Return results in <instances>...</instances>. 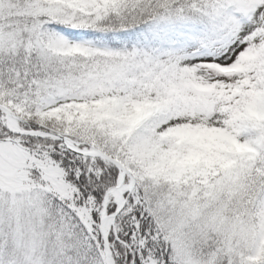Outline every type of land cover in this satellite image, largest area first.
Listing matches in <instances>:
<instances>
[{"label":"snow or ice","instance_id":"6c2138e0","mask_svg":"<svg viewBox=\"0 0 264 264\" xmlns=\"http://www.w3.org/2000/svg\"><path fill=\"white\" fill-rule=\"evenodd\" d=\"M0 264H264V0H0Z\"/></svg>","mask_w":264,"mask_h":264}]
</instances>
